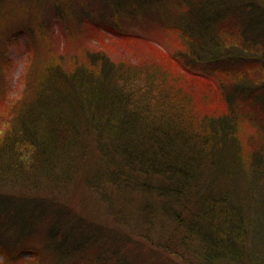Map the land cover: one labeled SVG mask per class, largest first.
<instances>
[{
    "label": "trees",
    "instance_id": "obj_1",
    "mask_svg": "<svg viewBox=\"0 0 264 264\" xmlns=\"http://www.w3.org/2000/svg\"><path fill=\"white\" fill-rule=\"evenodd\" d=\"M39 1L58 36L31 38L22 90L0 89V231L46 246L21 260L0 243V264H78L68 247L89 233L59 225L79 187L112 220L81 264H144L147 244L183 264H264V0ZM135 21L172 30L169 53ZM133 41L165 66L129 60Z\"/></svg>",
    "mask_w": 264,
    "mask_h": 264
},
{
    "label": "rangeland",
    "instance_id": "obj_2",
    "mask_svg": "<svg viewBox=\"0 0 264 264\" xmlns=\"http://www.w3.org/2000/svg\"><path fill=\"white\" fill-rule=\"evenodd\" d=\"M43 6V2H40L39 0H6L3 5H0V17L2 21L5 20L4 22H1L0 31L5 32L3 34L5 38L11 39H8L7 42L4 41V43L3 39H0V89L9 96L18 94L23 88L21 76L26 72V61L28 59V54L30 53L29 50L32 48L31 38L35 42L33 46L35 47L38 45L37 47L40 49L42 43L39 41V37L42 39L44 37L47 38L48 36L49 38L54 39L58 36L55 29L58 28L60 22L59 18L55 17L52 13L50 14V10L44 9ZM32 7L33 11L31 10ZM169 17L170 20L174 19L173 16ZM22 23H25V25H22ZM147 24L135 21L127 26H129L128 30L135 32L134 34L137 36H140L144 40H151L152 45L169 53V48L172 46L169 45L168 41L172 36L170 34L172 30L159 27L158 25L155 26L154 24ZM43 25L46 27V35H44L45 30L42 27ZM27 26L29 27L25 30ZM155 27L158 30H156ZM158 31L160 34L165 35V39H159L153 35V33L159 34ZM128 47L134 51L135 55H130L129 60L136 61L139 59L141 60V58H153L155 61L165 66V63L159 58L160 52L156 51L153 53L145 46L143 41H137V43H134V41L129 42ZM173 52H175V49ZM114 57L115 55H113L112 58ZM171 70H173V67L171 69L168 68L166 71L165 84L173 82ZM187 83H189L187 80L182 82V84ZM174 85L178 84L174 83ZM77 189V193H75L72 199L69 200L72 207L70 209L72 218L69 219L68 222L66 221L64 225L59 226L62 227V231H64L63 233H65V230L68 231L67 233L71 232L74 227L73 233H75V236L78 235L79 237H81V234L86 235V233H89L87 237L85 236L83 239L81 238L82 240H80L79 243L68 247V249L70 248V250H68V254L71 256L70 261L81 264V262L84 261V258L90 257L95 250L86 245L89 238H94L96 235L93 234L94 228H98L100 232L107 226H111L112 220L106 213L102 201H97L95 203L96 198L92 193L89 194L87 189L80 187ZM50 192L52 191H49L48 193L53 196ZM45 195L48 194L45 192ZM85 204H87V206ZM87 210L90 211V213H86ZM75 223H78L76 224L78 226H76ZM85 224H87L89 229L86 228ZM18 234L19 233H17L15 228H11L8 231H0V243L6 247L5 249L8 252L15 254L22 250V255L20 254L21 260L30 257L28 249L33 248L40 252H44L46 241L40 231H37V233H31L28 236L20 237L18 238L19 242L14 243L16 236L19 237ZM143 248L145 249L142 253L144 264H183L175 257H167L158 253V251L152 249L149 244L144 245ZM43 257L44 256H41V259H38L39 262H36V264H43V262H46ZM2 258L3 256L0 253V260H3ZM80 258H82V260Z\"/></svg>",
    "mask_w": 264,
    "mask_h": 264
}]
</instances>
